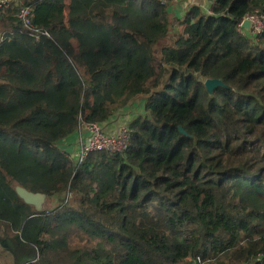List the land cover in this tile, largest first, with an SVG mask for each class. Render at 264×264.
Listing matches in <instances>:
<instances>
[{"label": "trees", "instance_id": "trees-1", "mask_svg": "<svg viewBox=\"0 0 264 264\" xmlns=\"http://www.w3.org/2000/svg\"><path fill=\"white\" fill-rule=\"evenodd\" d=\"M177 1L0 11V249L14 264H52L59 248L62 264H264V32L240 28L264 0L175 18ZM25 8L48 35L32 36ZM209 79L224 86L210 93ZM137 100L125 152L78 164L62 150L83 123ZM17 187L49 206L38 212Z\"/></svg>", "mask_w": 264, "mask_h": 264}, {"label": "built area", "instance_id": "built-area-1", "mask_svg": "<svg viewBox=\"0 0 264 264\" xmlns=\"http://www.w3.org/2000/svg\"><path fill=\"white\" fill-rule=\"evenodd\" d=\"M16 0H0V11L8 9ZM31 32L32 36L38 39L41 35H48L46 32L41 33L38 30H34L31 25V9H21L18 16ZM245 20L251 23V31H247L243 28V23L240 28L248 35L255 38L264 32V16L256 13L249 15ZM244 20V21H245ZM243 21V22H244ZM82 129L79 130L77 135L76 145L79 148L77 155H71L70 158L75 163H81L93 152L105 151L111 154H120L128 149L130 141V132L128 129L121 130L116 134H109L103 125L95 124H82ZM193 264H203L198 259L195 262L189 259Z\"/></svg>", "mask_w": 264, "mask_h": 264}, {"label": "rangeland", "instance_id": "rangeland-1", "mask_svg": "<svg viewBox=\"0 0 264 264\" xmlns=\"http://www.w3.org/2000/svg\"><path fill=\"white\" fill-rule=\"evenodd\" d=\"M214 1L215 0H179L176 3H174L173 5H171V13H172V16L175 18L181 17L193 5H198L203 9V11L205 13H210L211 7L214 4ZM68 2H69V0H68ZM66 16H68V15L66 14ZM2 36H4V29H3V25L0 24V38ZM139 101L140 100H137L131 106H129L130 111L127 112V114H123V115L126 117V116H129L131 114H134L136 116L143 114L144 112H142V110L144 109V104H142V102H139ZM144 102L145 101L143 100V103ZM135 104L137 105V107L134 106ZM123 110L124 109L120 110L116 115L120 114ZM81 126H80L79 130L82 129ZM127 128L128 127H125L122 130L127 129ZM108 133L112 134L110 132H108ZM48 206H49V201H47V203H46V208ZM51 237L55 242H57L58 246H60V244H61V232L55 231V232H53ZM62 256H63V249L59 248V251H55L52 255V259H53L52 264H62L61 263ZM188 262L190 264H193L189 260H188ZM0 264H14V260H13L12 256L10 254L6 253L5 251L1 250V249H0ZM203 264H205V263L203 262Z\"/></svg>", "mask_w": 264, "mask_h": 264}, {"label": "crops", "instance_id": "crops-1", "mask_svg": "<svg viewBox=\"0 0 264 264\" xmlns=\"http://www.w3.org/2000/svg\"><path fill=\"white\" fill-rule=\"evenodd\" d=\"M139 102L145 104V102L143 103V100L142 101L140 100ZM134 106L137 107L136 104ZM129 111H130L129 107L125 108L120 114L113 116L108 122L102 124L103 127L106 129L107 132H110L112 134H116L120 132L123 128L128 127L138 117L134 114L125 117L123 114H127V112ZM142 112H144V109L142 110ZM76 143H77V135L74 134L73 136H71L70 138H68L63 142V144L61 145L62 150H65L69 152L70 155L75 156L79 151V148L76 145Z\"/></svg>", "mask_w": 264, "mask_h": 264}, {"label": "water", "instance_id": "water-1", "mask_svg": "<svg viewBox=\"0 0 264 264\" xmlns=\"http://www.w3.org/2000/svg\"><path fill=\"white\" fill-rule=\"evenodd\" d=\"M243 28L247 31H251V23L248 20L243 22ZM206 88L210 93L214 91L217 87L224 86L222 81L216 79H209L206 81ZM181 132L186 134V132L180 128ZM20 198L29 206L34 207L38 212L44 211L46 209V203L48 197L40 193H32L23 187H17L16 189Z\"/></svg>", "mask_w": 264, "mask_h": 264}]
</instances>
